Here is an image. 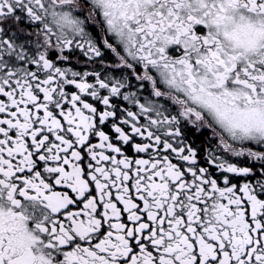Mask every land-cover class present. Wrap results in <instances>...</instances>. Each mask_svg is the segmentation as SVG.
I'll return each mask as SVG.
<instances>
[{"label": "snow or ice", "instance_id": "obj_1", "mask_svg": "<svg viewBox=\"0 0 264 264\" xmlns=\"http://www.w3.org/2000/svg\"><path fill=\"white\" fill-rule=\"evenodd\" d=\"M0 264H264V0H0Z\"/></svg>", "mask_w": 264, "mask_h": 264}]
</instances>
